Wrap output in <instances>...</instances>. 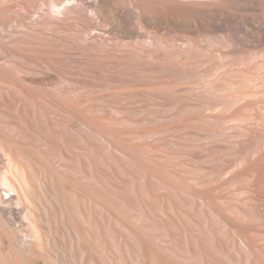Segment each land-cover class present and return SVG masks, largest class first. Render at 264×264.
Listing matches in <instances>:
<instances>
[{"label": "bare ground", "instance_id": "1", "mask_svg": "<svg viewBox=\"0 0 264 264\" xmlns=\"http://www.w3.org/2000/svg\"><path fill=\"white\" fill-rule=\"evenodd\" d=\"M0 264H264V0H0Z\"/></svg>", "mask_w": 264, "mask_h": 264}, {"label": "rangeland", "instance_id": "2", "mask_svg": "<svg viewBox=\"0 0 264 264\" xmlns=\"http://www.w3.org/2000/svg\"><path fill=\"white\" fill-rule=\"evenodd\" d=\"M172 17H173V18H177V17H178V15L176 14V15H173Z\"/></svg>", "mask_w": 264, "mask_h": 264}]
</instances>
